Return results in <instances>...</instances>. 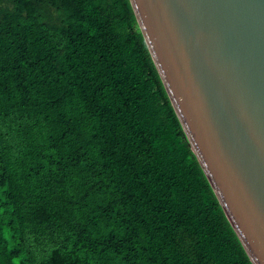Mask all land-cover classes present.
<instances>
[{"label":"trees","instance_id":"obj_1","mask_svg":"<svg viewBox=\"0 0 264 264\" xmlns=\"http://www.w3.org/2000/svg\"><path fill=\"white\" fill-rule=\"evenodd\" d=\"M0 264H253L129 0H0Z\"/></svg>","mask_w":264,"mask_h":264},{"label":"water","instance_id":"obj_2","mask_svg":"<svg viewBox=\"0 0 264 264\" xmlns=\"http://www.w3.org/2000/svg\"><path fill=\"white\" fill-rule=\"evenodd\" d=\"M220 205L264 264V0H129Z\"/></svg>","mask_w":264,"mask_h":264}]
</instances>
